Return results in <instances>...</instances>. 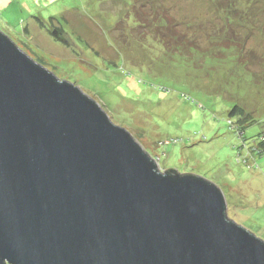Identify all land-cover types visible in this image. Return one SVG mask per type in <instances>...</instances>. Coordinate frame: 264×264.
Instances as JSON below:
<instances>
[{
	"label": "water",
	"instance_id": "obj_1",
	"mask_svg": "<svg viewBox=\"0 0 264 264\" xmlns=\"http://www.w3.org/2000/svg\"><path fill=\"white\" fill-rule=\"evenodd\" d=\"M166 170L0 30V264H264L215 183Z\"/></svg>",
	"mask_w": 264,
	"mask_h": 264
},
{
	"label": "rangeland",
	"instance_id": "obj_2",
	"mask_svg": "<svg viewBox=\"0 0 264 264\" xmlns=\"http://www.w3.org/2000/svg\"><path fill=\"white\" fill-rule=\"evenodd\" d=\"M223 1L135 0L134 7L153 9L141 13L143 28L126 18L122 0H0V30L95 95L113 122L142 140L160 172L174 168L215 183L228 217L264 241V156L251 137L264 130V0ZM158 10L214 58L235 31L243 56L224 51L209 61L187 49L181 65V56L159 55L154 37L141 38ZM226 102L243 114L230 117Z\"/></svg>",
	"mask_w": 264,
	"mask_h": 264
},
{
	"label": "trees",
	"instance_id": "obj_3",
	"mask_svg": "<svg viewBox=\"0 0 264 264\" xmlns=\"http://www.w3.org/2000/svg\"><path fill=\"white\" fill-rule=\"evenodd\" d=\"M124 6L126 7L127 16L126 18L131 17L133 25L135 26H141V27H147L146 25V17L141 14L144 11H147L148 14L153 10L152 8H145L144 4L141 2V6H137L138 8L134 7L135 0H122ZM232 0H225L222 2V4H225L227 7H231ZM234 4V3H233ZM146 5V4H145ZM142 7V8H141ZM141 8L142 12H138V9ZM148 9V10H147ZM136 12V13H135ZM154 13V12H153ZM148 16V15H146ZM152 22L148 24L149 29L147 28L141 33V38L143 42H145L147 39H150V37H154V45L158 46L160 49H158L159 55H164L167 53L181 56V65L184 64V58L183 56L187 49L195 54H200L201 56H205L209 61L214 60L215 58H224L222 56V53L224 51H236V54H233V57H241L243 56V49H244V43L235 37L234 35H237L234 29H231L232 35L230 36H223L222 40L220 41L218 51L219 55L212 57L211 54L208 53V51L205 49L204 51L200 49L199 47H195L194 44L189 45V40L187 39V32L181 30L178 26L177 21L174 19V17L169 14V12L166 13V11H163L162 13L159 12V10L155 13L154 16L150 15ZM178 26V27H177ZM151 32V33H150ZM155 46V48H156ZM203 58V57H202ZM223 108L229 109L228 115L235 119L234 117L239 114H243V112L240 110V108L236 106L234 102H226L225 106L223 105ZM257 124V123H252ZM250 124V125H252ZM230 125V124H229ZM248 125L247 127H249ZM247 127L242 128L241 133H245V129ZM230 128V127H229ZM231 129V128H230ZM262 133V135H260ZM253 137V141H255L260 149L257 148L258 155L264 156V130L258 131L255 135L251 136ZM167 173H170V170H165ZM175 176L177 175H183L180 173H177L174 171L171 173Z\"/></svg>",
	"mask_w": 264,
	"mask_h": 264
},
{
	"label": "flooded vegetation",
	"instance_id": "obj_4",
	"mask_svg": "<svg viewBox=\"0 0 264 264\" xmlns=\"http://www.w3.org/2000/svg\"><path fill=\"white\" fill-rule=\"evenodd\" d=\"M55 30V29H54ZM53 31V30H52ZM58 31H60L61 32V30H58ZM59 39H62L63 41L65 40V39H63L64 37H63V35L62 34H59L58 36H57ZM63 37V38H62Z\"/></svg>",
	"mask_w": 264,
	"mask_h": 264
}]
</instances>
